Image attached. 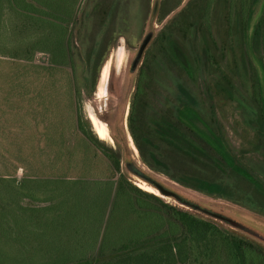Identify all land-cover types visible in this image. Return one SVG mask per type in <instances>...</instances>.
<instances>
[{"label": "rangeland", "instance_id": "rangeland-1", "mask_svg": "<svg viewBox=\"0 0 264 264\" xmlns=\"http://www.w3.org/2000/svg\"><path fill=\"white\" fill-rule=\"evenodd\" d=\"M54 3L50 23L38 25L9 4L0 19V264H70L74 253L90 255L121 178L254 245L245 244L247 264H264L257 249L264 251V0ZM154 5V37L131 73ZM50 41L69 45L73 70L68 58L51 62ZM30 51L33 60H22ZM52 67L61 71L51 75ZM187 108L203 119V133L180 120ZM172 131L184 150L166 140ZM211 133L260 186L226 162ZM105 153L119 160L114 179ZM133 157L154 180L243 220L255 236L161 197L127 170ZM138 211L136 203L133 223ZM192 264L236 263L217 251Z\"/></svg>", "mask_w": 264, "mask_h": 264}, {"label": "trees", "instance_id": "trees-1", "mask_svg": "<svg viewBox=\"0 0 264 264\" xmlns=\"http://www.w3.org/2000/svg\"><path fill=\"white\" fill-rule=\"evenodd\" d=\"M6 4H9L10 8L20 9L21 15L26 16L28 20L30 19L36 24L38 23V25L41 23H50L52 22V18L56 19L57 17V14L55 15L57 8L55 7H58V4L54 3L53 5L52 0H0V19ZM52 12L53 16L51 15ZM263 23L264 19L261 24L263 25ZM257 33H259V27L256 30V35ZM105 34L109 37L113 34V31L108 29ZM110 39L111 38H109V40ZM48 44L47 51L44 52L50 53L51 62L55 65H63L59 60L61 58H68V60H70L69 64L72 65L73 70V57L69 54V45L66 44V46H63L62 42L59 41L57 43V48H54L51 41ZM107 44L108 41L103 45L104 50ZM30 52L31 53L28 54L29 56L21 59L31 62L34 53L32 51ZM177 55V58L180 59L179 51ZM41 62L42 64L46 63V57H43ZM36 68H38V66ZM47 70L51 75L54 74L52 72L61 71L57 67L48 68ZM69 87L70 86H68L67 94L70 100L74 101L76 105L75 93L72 95L69 91ZM257 88H259V86H257ZM70 107L73 109L74 105L70 104ZM180 120L188 121L192 128L203 133L199 125L204 124V121L194 109H184L181 113ZM133 123L134 121H132V124ZM78 125L82 128L81 120L78 121ZM132 128L133 135L136 140H138L139 133L136 131L135 125H133ZM179 135V131H172V134L168 135L166 140L173 143L176 147H181V143L184 144L185 142ZM86 137L95 143L99 142L95 136L87 134ZM142 139L145 142L150 140L145 136H143ZM209 140L214 146H218L217 148L220 149L223 158L228 164L250 179L256 186H260L252 176L235 164L234 158L227 151L219 147L220 141L213 133H211V138ZM180 147L178 148L181 149L182 147ZM187 152L191 154L189 151ZM152 156L155 158V154H152ZM105 157L110 162L111 171H113L114 176L112 179H114L115 175L120 171L119 160L108 156L106 153ZM95 158L97 159V157ZM127 170H129L128 166ZM176 195L181 197L184 201H188L193 206H197L201 209H208L210 211L208 207H202L200 204L182 197L178 193H176ZM136 203L139 206L138 213L141 221L133 223L130 216L132 215L134 204ZM191 208V210L203 216L214 219L210 215L204 214L198 209L196 210L195 207L194 209L193 207ZM211 211L213 212L212 209ZM228 216L232 221L239 224V227H233L228 223L226 224L250 235L256 234L255 229L251 225H247L248 223L246 224L243 220L237 219L231 215ZM114 225H116V229L112 227ZM121 225H125L122 230L119 229ZM99 237L100 232L96 237L97 247H93L94 249L90 255L84 254V256L82 255V257H80L78 253H74L73 256H76V261H72L73 263L70 264H192L193 262H198L200 255L209 257L210 255L216 254L217 251L229 254L236 264H247L248 259V250L245 247L247 242L245 240L238 237L230 238L224 235L216 225L203 219V217L200 218L180 210L166 203L158 196L134 188L133 185L129 184L124 178H121L120 183H118L114 203L108 216V226L98 245ZM252 246L254 245L249 244V247L253 249ZM257 249L264 253L259 247H257ZM197 252L199 257L196 256ZM77 254L79 257H77Z\"/></svg>", "mask_w": 264, "mask_h": 264}, {"label": "water", "instance_id": "water-1", "mask_svg": "<svg viewBox=\"0 0 264 264\" xmlns=\"http://www.w3.org/2000/svg\"><path fill=\"white\" fill-rule=\"evenodd\" d=\"M156 13H157V5H154L152 17H151L152 22L150 23L151 29H149L148 33L146 34V36L144 37V39L140 45L138 53H137V55L133 61L132 66H131V70H130L131 73H136L139 65L142 62L144 53H145L147 47L149 46V44L151 43V41L154 37V31L152 29V25L154 23V18L156 17ZM131 161H132V164L128 165V169H129L130 174H132L138 180L148 184L155 191H157L161 197L175 199L178 203L184 205L185 207H188L190 209H192L191 207H193V209L195 207L196 210L198 209L199 211H202V213L210 215L212 218H214L218 221L228 223V224L232 225L233 227H239V224H237L236 222L232 221L231 219L225 217L222 214H219L216 212H210L208 209L198 208L197 206H193L192 204H190L188 201H184L181 197L176 195L175 192H173L171 189L166 187L164 184L160 183L159 181L153 180L150 176H148L147 173H145V171L136 162L134 157L132 158Z\"/></svg>", "mask_w": 264, "mask_h": 264}, {"label": "flooded vegetation", "instance_id": "flooded-vegetation-1", "mask_svg": "<svg viewBox=\"0 0 264 264\" xmlns=\"http://www.w3.org/2000/svg\"><path fill=\"white\" fill-rule=\"evenodd\" d=\"M132 64H133V62L131 63V65H130V70H131V66H132ZM129 70V71H130ZM129 164H132L131 162H128L127 163V166L129 165ZM213 210V209H212ZM210 211H211V209H210ZM212 212V211H211ZM213 212H216V213H219V214H222V215H225L227 218H229V219H231L229 216H228V214H226V213H223V212H220V211H217V210H213Z\"/></svg>", "mask_w": 264, "mask_h": 264}, {"label": "bare ground", "instance_id": "bare-ground-1", "mask_svg": "<svg viewBox=\"0 0 264 264\" xmlns=\"http://www.w3.org/2000/svg\"><path fill=\"white\" fill-rule=\"evenodd\" d=\"M144 186H146L145 184H143ZM148 187V186H147ZM150 188V187H149ZM151 189H153V188H151Z\"/></svg>", "mask_w": 264, "mask_h": 264}]
</instances>
